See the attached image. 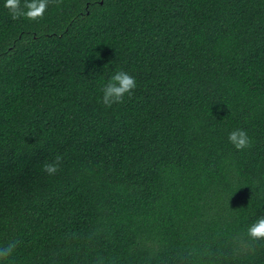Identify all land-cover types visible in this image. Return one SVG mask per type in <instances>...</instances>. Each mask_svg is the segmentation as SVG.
I'll return each instance as SVG.
<instances>
[{"label": "trees", "instance_id": "trees-1", "mask_svg": "<svg viewBox=\"0 0 264 264\" xmlns=\"http://www.w3.org/2000/svg\"><path fill=\"white\" fill-rule=\"evenodd\" d=\"M3 5L0 264H264V0Z\"/></svg>", "mask_w": 264, "mask_h": 264}, {"label": "clouds", "instance_id": "clouds-1", "mask_svg": "<svg viewBox=\"0 0 264 264\" xmlns=\"http://www.w3.org/2000/svg\"><path fill=\"white\" fill-rule=\"evenodd\" d=\"M59 7L63 0H4V8L8 10L13 20L26 19L36 21L43 18L49 4ZM136 80L125 71H116L101 88L100 102L106 107L113 104L123 103L125 96H131L136 88ZM228 142L237 151L251 147V139L243 129H234L228 133ZM62 157L57 155L54 160L44 162L42 171L47 175H55L60 170ZM246 235L253 241L264 240V215H260L246 229ZM16 247V242H11L4 247H0V261L12 255Z\"/></svg>", "mask_w": 264, "mask_h": 264}]
</instances>
